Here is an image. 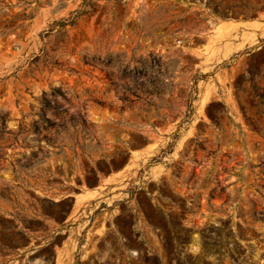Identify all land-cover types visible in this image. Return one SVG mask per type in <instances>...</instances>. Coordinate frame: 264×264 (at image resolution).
<instances>
[{
    "label": "rangeland",
    "instance_id": "obj_1",
    "mask_svg": "<svg viewBox=\"0 0 264 264\" xmlns=\"http://www.w3.org/2000/svg\"><path fill=\"white\" fill-rule=\"evenodd\" d=\"M0 264H264V0H0Z\"/></svg>",
    "mask_w": 264,
    "mask_h": 264
}]
</instances>
